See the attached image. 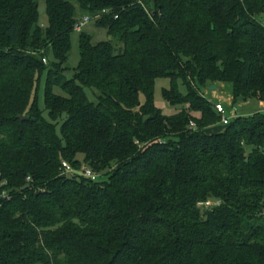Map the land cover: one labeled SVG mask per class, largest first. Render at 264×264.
I'll return each mask as SVG.
<instances>
[{"label":"trees","instance_id":"trees-1","mask_svg":"<svg viewBox=\"0 0 264 264\" xmlns=\"http://www.w3.org/2000/svg\"><path fill=\"white\" fill-rule=\"evenodd\" d=\"M44 1L42 27L36 0H0V264H264V114L205 133L203 96L264 103V0ZM83 17L109 39L80 32L67 79Z\"/></svg>","mask_w":264,"mask_h":264},{"label":"rangeland","instance_id":"rangeland-1","mask_svg":"<svg viewBox=\"0 0 264 264\" xmlns=\"http://www.w3.org/2000/svg\"><path fill=\"white\" fill-rule=\"evenodd\" d=\"M38 4V25L45 27L47 26V17H46V8L44 0H36ZM73 2V0H67ZM81 16H79L80 18ZM95 20H91L87 24L82 32L88 33L92 36V43L97 44L100 42L107 41L109 38L106 36V32L103 29H99L95 26ZM78 39L79 33L72 32L70 35L71 40V53L66 62V68L68 69L66 73V78L70 79L73 75V69L77 67L79 61V48H78ZM46 83V72H43L39 78V81L35 84L33 98L36 100V106L41 116L44 119H48L47 111L45 110L43 104V91ZM210 86V85H209ZM216 90L209 92L207 88L203 91V96L213 101V103L221 104L226 109V117L231 120L233 117L242 116L249 117L257 113L264 114V103L257 102L256 100H249L247 102L238 101L237 104L232 106V99L230 96V87L226 84L218 83L215 84ZM170 82L167 79H158L155 81L154 91H153V103L154 106L161 111L163 115L170 116L175 114L178 111L177 107L170 106L163 99L162 92L163 90L169 89ZM177 88L179 94L184 96L186 94V89L183 86L182 82H177ZM59 95H64L60 90L56 91ZM84 92L90 101H94L93 93L90 89H84ZM213 97V99H212ZM140 101L143 102V97H140ZM62 121L56 122V132L59 134L60 125ZM222 125H215L208 128L205 133H214L220 131ZM89 169V168H88Z\"/></svg>","mask_w":264,"mask_h":264},{"label":"built area","instance_id":"built-area-1","mask_svg":"<svg viewBox=\"0 0 264 264\" xmlns=\"http://www.w3.org/2000/svg\"><path fill=\"white\" fill-rule=\"evenodd\" d=\"M90 21L91 20L89 17H83L82 19L77 20L73 26V31L76 33L82 32L83 28L87 24H89ZM45 62L46 61L43 60V63H45ZM214 109H215L216 113L221 118L220 125L227 126L230 120L226 117V109L224 108V106L217 103L214 105ZM191 126H193V125H191ZM61 166H62V170H63L64 174H70V175L78 174L84 178L90 179L91 181H95L97 179V176L90 169L86 168L85 166L81 167V169H79V170H75L67 162H62ZM217 204L213 203V202H206V203L198 204V207L210 208V207L215 206Z\"/></svg>","mask_w":264,"mask_h":264},{"label":"water","instance_id":"water-1","mask_svg":"<svg viewBox=\"0 0 264 264\" xmlns=\"http://www.w3.org/2000/svg\"><path fill=\"white\" fill-rule=\"evenodd\" d=\"M207 90L209 92H213L214 90H216V86L214 84H211L210 86H208Z\"/></svg>","mask_w":264,"mask_h":264},{"label":"crops","instance_id":"crops-1","mask_svg":"<svg viewBox=\"0 0 264 264\" xmlns=\"http://www.w3.org/2000/svg\"><path fill=\"white\" fill-rule=\"evenodd\" d=\"M212 99H213V97H212Z\"/></svg>","mask_w":264,"mask_h":264}]
</instances>
